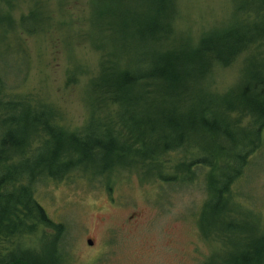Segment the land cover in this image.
I'll list each match as a JSON object with an SVG mask.
<instances>
[{
	"label": "rangeland",
	"instance_id": "374dc122",
	"mask_svg": "<svg viewBox=\"0 0 264 264\" xmlns=\"http://www.w3.org/2000/svg\"><path fill=\"white\" fill-rule=\"evenodd\" d=\"M174 1L173 38L178 42L188 40L193 45L206 32L241 22V17H235V10L249 4L248 0L239 4L236 0ZM151 2L0 0V17L10 13L14 20L11 32L8 33V23L4 20L0 29V82L5 86L7 100L16 96L35 106L43 102L55 109L64 129L81 132L90 114L88 105L95 97L86 87L98 76L103 60V53L95 48L112 52L119 68L130 56L135 57L137 50L153 48L144 43L139 33L153 15ZM22 17L26 31L21 26ZM258 53L254 49L230 67L214 69L212 89L223 94L237 86L243 77L250 79L255 71L263 72L259 65L264 56ZM253 57L263 61L251 62ZM76 66L81 72L71 83L70 76ZM158 85L159 89L148 100L151 109L144 110L140 119H150L148 130L164 127L151 142L162 146L166 142L161 135L168 134L172 136L168 142L175 145L179 135L191 127L185 121L198 117L194 113L199 110L197 105L203 90L185 80L180 84L182 89L175 93L167 89V82ZM94 106L105 122L116 117L117 108L109 106L105 110L95 102ZM169 121L179 122L181 130L172 132L167 127ZM241 124L244 127L235 130L234 142L225 138H219L218 142L229 147L253 132L246 125L248 118H242ZM195 128L198 130L188 142L194 148L163 155L159 158V170L152 175H145L140 165L138 169L120 167L111 174L97 175L109 163L104 164L102 155L97 154L83 164V169L72 171L61 181L48 178L40 181L36 186L37 201L53 222L65 226L67 233L56 254L51 253L50 243L43 236L24 238L23 248L37 251L32 259L43 258L44 264L240 262L248 246L264 237V131L259 139L262 148L251 157L235 182L231 197L212 199L214 206L226 205L232 212L229 221L234 222L235 230L224 241L214 234L210 238L204 236L205 231L216 230L214 224L221 222L224 214L215 215L213 209L205 208L207 169L195 168L192 180L187 182H167L158 177V172L172 176L179 164H190L194 157L204 158L208 151L214 152L216 136L200 126ZM38 148L35 146L36 151L30 155L31 162L39 155L47 156L50 149Z\"/></svg>",
	"mask_w": 264,
	"mask_h": 264
},
{
	"label": "trees",
	"instance_id": "16d2710c",
	"mask_svg": "<svg viewBox=\"0 0 264 264\" xmlns=\"http://www.w3.org/2000/svg\"><path fill=\"white\" fill-rule=\"evenodd\" d=\"M248 1L249 4L235 10V17H241V22L206 32L193 45L188 40L178 42L173 38L175 1L152 0L153 15L139 33L144 43L153 48L137 50L135 57L130 56L121 68L112 52L95 48L103 53V60L98 76L86 87L95 97L88 105L90 114L79 133L64 129L52 106L43 102L35 106L16 96L7 100L5 86L0 82V264H38L32 259L37 251L22 246L21 240L28 236L48 239L52 254L64 244L67 229L53 222L36 199L40 181L47 178L61 181L72 171L83 169V164L97 154L102 155L104 164L109 162L97 175L111 174L120 167L138 169V165L145 175H152L159 170V158L163 155L194 148L188 142L198 130L196 126L216 136L217 148L208 151L207 157H194L190 164H179V175L165 176L158 172V177L167 182H187L192 180L195 168L207 169L205 208L213 209L215 215L224 214L221 222H215L216 230L205 231L204 236L210 238L214 234L226 241L235 230L234 222L229 221L232 212L226 205L214 206L212 199L231 197L235 182L251 157L262 148L259 139L264 131V61L253 57L251 62L263 61L259 65L263 72L255 71L250 79L243 77L237 86L223 94L212 89L211 79L214 69L228 68L254 49L260 51L258 56H264V0ZM23 19L21 26L26 31ZM3 20L8 23V33L11 32L14 27L11 14L0 17V29ZM80 72L76 66L70 76L71 83ZM183 80L194 82L203 90L197 105L199 110L194 113L198 117L185 121L191 127L179 135L175 145L168 142L172 138L168 134L161 135L165 144H154L151 141L155 134L164 127L148 130L150 119H140V114L151 109L148 100L159 89L158 84L167 82V89L175 93L182 89ZM187 86L185 83V93ZM94 102L105 110L111 106L117 108L114 120L105 122L98 116ZM244 117L248 118L246 125L253 132L229 147L221 145L219 138L234 142L235 130L244 127L241 124ZM29 121L30 125L25 127ZM168 124L172 132L181 130L179 122ZM35 146L50 149L47 156L39 155L31 162ZM237 163L241 168L236 167ZM237 264H264V237L249 245Z\"/></svg>",
	"mask_w": 264,
	"mask_h": 264
},
{
	"label": "bare ground",
	"instance_id": "6f19581e",
	"mask_svg": "<svg viewBox=\"0 0 264 264\" xmlns=\"http://www.w3.org/2000/svg\"><path fill=\"white\" fill-rule=\"evenodd\" d=\"M31 121H29L28 123L24 124V126L26 127L28 124L30 125ZM22 128V127H21ZM41 139V138H40ZM10 246V245H9ZM40 259V258H39ZM38 264H44L43 262V258H41L39 261H38Z\"/></svg>",
	"mask_w": 264,
	"mask_h": 264
},
{
	"label": "water",
	"instance_id": "95a60500",
	"mask_svg": "<svg viewBox=\"0 0 264 264\" xmlns=\"http://www.w3.org/2000/svg\"><path fill=\"white\" fill-rule=\"evenodd\" d=\"M89 244H90V245H93V243H92L91 241L89 242Z\"/></svg>",
	"mask_w": 264,
	"mask_h": 264
}]
</instances>
